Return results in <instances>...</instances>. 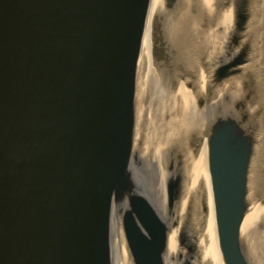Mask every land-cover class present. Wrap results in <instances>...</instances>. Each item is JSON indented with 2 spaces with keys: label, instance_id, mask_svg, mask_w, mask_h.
<instances>
[{
  "label": "water",
  "instance_id": "95a60500",
  "mask_svg": "<svg viewBox=\"0 0 264 264\" xmlns=\"http://www.w3.org/2000/svg\"><path fill=\"white\" fill-rule=\"evenodd\" d=\"M152 5L0 0V264H112L115 210L132 264H165L170 236L193 254L181 204L201 146L223 264H257L243 225L264 201V0H162L151 17ZM150 70L191 91L200 128L162 140ZM159 172L170 222L149 192Z\"/></svg>",
  "mask_w": 264,
  "mask_h": 264
},
{
  "label": "bare ground",
  "instance_id": "6f19581e",
  "mask_svg": "<svg viewBox=\"0 0 264 264\" xmlns=\"http://www.w3.org/2000/svg\"><path fill=\"white\" fill-rule=\"evenodd\" d=\"M189 3H194L196 8L202 11H208L210 8V0H187ZM162 0H153L151 9V17L155 16L158 8L161 7ZM195 19V18H193ZM194 21V20H193ZM150 24L144 37L143 51L139 65L147 62L150 54ZM151 60V59H150ZM148 63V62H147ZM150 65V64H149ZM147 67V64H146ZM153 70H150L149 76L154 82L155 88L159 91L162 104L160 105L163 114L169 116L166 125H162L164 133L161 134L163 141H167L170 135L180 137L186 133L200 128L204 123L206 113L197 111L194 105V98L189 91L182 85L175 93L168 94L164 88L161 87L158 77ZM199 83H203V78L199 79ZM202 89V88H201ZM186 139V137H183ZM181 139V138H180ZM182 140V139H181ZM186 145L187 140H182ZM204 145V144H203ZM160 158V157H159ZM158 164L160 163L157 160ZM206 150L205 146L199 150L195 156L189 154L186 164V182L185 195L181 204L182 211L188 207L189 219L194 225L193 243L195 251L193 254L185 255L182 252H175V243L173 236L169 238L168 252L165 257V264H223V260L219 250L218 236L215 225L213 196L210 186L209 175L206 169ZM137 179L141 181V178ZM158 181L149 189L150 194H153V202L159 209L162 210L163 218L170 222V219L165 213L164 204V186L165 176L159 172ZM142 182V181H141ZM200 205L206 208L205 212H201ZM193 209L197 211L193 213ZM264 205L259 206L255 211L249 215L243 228H247L252 240V249L257 256V264H264ZM111 247L112 264H132L129 259L123 235L121 232V221L118 211L115 210L111 222Z\"/></svg>",
  "mask_w": 264,
  "mask_h": 264
},
{
  "label": "rangeland",
  "instance_id": "374dc122",
  "mask_svg": "<svg viewBox=\"0 0 264 264\" xmlns=\"http://www.w3.org/2000/svg\"><path fill=\"white\" fill-rule=\"evenodd\" d=\"M187 91H189L190 93H191V91L187 88V87H185V86H183ZM166 90V92L168 93V94H170V92L171 93H175V92H172V91H170V89H165ZM159 96H160V94H159ZM147 100H153V96H151L150 98L149 97H147ZM155 100H158V99H155ZM159 100H163L162 99V97H159ZM148 114V113H147ZM160 116H161V113H160ZM164 116V115H163ZM163 116H161L162 117V120H163ZM150 118H151V122H152V124H153V127H155V129H156V118H154L153 117V113H152V116H150ZM257 174H258V176H257V181H258V184L260 185V188H261V190L263 189V193H264V143H263V150H262V153L260 154V157H259V161H258V169H257ZM263 200H264V197H263ZM264 205V201H262V200H260V201H258L254 206H253V209H252V211L250 212V215L255 211V209L257 208V207H259V206H263ZM263 226H264V222H263V224H262Z\"/></svg>",
  "mask_w": 264,
  "mask_h": 264
}]
</instances>
